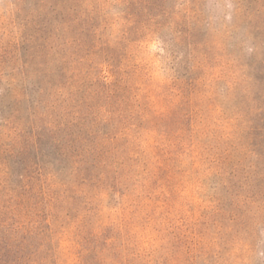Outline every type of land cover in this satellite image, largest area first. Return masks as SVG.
<instances>
[{"label":"rangeland","instance_id":"374dc122","mask_svg":"<svg viewBox=\"0 0 264 264\" xmlns=\"http://www.w3.org/2000/svg\"><path fill=\"white\" fill-rule=\"evenodd\" d=\"M236 1L0 0V232L28 264H264V35ZM43 79L86 141L35 149L50 119L13 97Z\"/></svg>","mask_w":264,"mask_h":264},{"label":"trees","instance_id":"16d2710c","mask_svg":"<svg viewBox=\"0 0 264 264\" xmlns=\"http://www.w3.org/2000/svg\"><path fill=\"white\" fill-rule=\"evenodd\" d=\"M263 0H237V9L243 11V17H245L244 24L250 26L251 36L254 39H261L264 35V26L257 25L256 20H260V16H255L257 13L263 14L264 2ZM264 20V19H263ZM254 23L256 25H254ZM46 82V89L44 87V82ZM38 84V83H37ZM35 83L34 87L28 92L19 91L16 92L15 101L19 104L22 99H28L27 103L31 105V108L43 107V111H46L50 121L45 122L43 129H37L33 132L32 143L35 149H39L43 146L46 140H49L56 144L64 143L61 146V150L65 147L68 149L73 148L76 143L84 142L87 140V135L84 131L86 119L83 117L84 113L81 111V105L79 103L72 105V100L68 99L63 93L64 87H55L51 82L43 79L40 81V85ZM46 93L51 98L52 102L46 103L43 101L38 94ZM73 95L72 92L69 96ZM44 124V122H43ZM264 130V126H263ZM264 132V131H263ZM259 137L258 133H255ZM264 134V133H263ZM262 134V135H263ZM91 151L97 149L96 144L92 146ZM76 152V151H75ZM79 156V155H78ZM262 178L264 179V172L262 173ZM20 228L17 229H5L3 234L0 232V264H28L32 255H25L27 246L25 244V237L21 239Z\"/></svg>","mask_w":264,"mask_h":264}]
</instances>
